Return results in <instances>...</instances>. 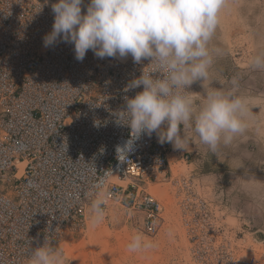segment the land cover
Here are the masks:
<instances>
[{
    "label": "built area",
    "instance_id": "1",
    "mask_svg": "<svg viewBox=\"0 0 264 264\" xmlns=\"http://www.w3.org/2000/svg\"><path fill=\"white\" fill-rule=\"evenodd\" d=\"M51 6L0 0V264H27L29 251L45 240L73 264L62 244L91 222L90 193L105 171L113 173L105 215L113 205L141 213L149 235L163 219L162 204L144 187L172 170L168 143L144 134L123 163L115 151L131 134L118 118L125 97L143 91L125 87L151 61L99 58L92 50L78 61L72 43L45 47Z\"/></svg>",
    "mask_w": 264,
    "mask_h": 264
},
{
    "label": "rangeland",
    "instance_id": "2",
    "mask_svg": "<svg viewBox=\"0 0 264 264\" xmlns=\"http://www.w3.org/2000/svg\"><path fill=\"white\" fill-rule=\"evenodd\" d=\"M209 48V78L189 91L199 101L205 88L228 90L235 78L260 130L254 123L217 154L186 130L193 142L186 151L169 149L172 170L144 187L163 207L158 232L143 231L141 213L113 205L99 224L66 236L62 248L73 264H264V69L251 65L264 53V0H224ZM137 233L154 246L129 251Z\"/></svg>",
    "mask_w": 264,
    "mask_h": 264
},
{
    "label": "clouds",
    "instance_id": "3",
    "mask_svg": "<svg viewBox=\"0 0 264 264\" xmlns=\"http://www.w3.org/2000/svg\"><path fill=\"white\" fill-rule=\"evenodd\" d=\"M84 0H58L52 4L54 23L44 37V46L63 41L74 44L75 58L83 61L92 50L99 58L129 55L134 63L151 62L139 78L125 91L143 86L134 98L125 97L126 110L118 114L119 122L131 129L130 139L115 148L123 163L142 135L155 132L160 144L171 143L174 149L187 150L195 133L207 150L217 154L221 146H230L257 120L247 97L237 94V81L223 90L205 88L199 101L186 89L197 80H208L214 50L209 48L224 0H90L82 14ZM251 65L264 69V53L255 55ZM160 73L155 77L152 73ZM164 125L165 127H162ZM181 125L183 135H181ZM104 151L103 148L100 149ZM105 175L90 193L89 219L95 225L104 219V204L109 198ZM151 241L135 234L127 245L137 252L152 248ZM27 264H66L61 249L45 240L29 251Z\"/></svg>",
    "mask_w": 264,
    "mask_h": 264
},
{
    "label": "crops",
    "instance_id": "4",
    "mask_svg": "<svg viewBox=\"0 0 264 264\" xmlns=\"http://www.w3.org/2000/svg\"><path fill=\"white\" fill-rule=\"evenodd\" d=\"M168 144H169V148H170V149H174V147H173V148L171 147L170 143H168ZM174 150H175V149H174ZM170 154H173V153H169V157H170Z\"/></svg>",
    "mask_w": 264,
    "mask_h": 264
}]
</instances>
